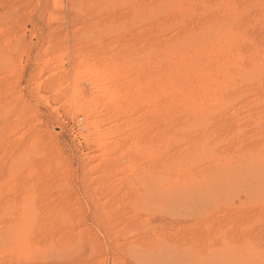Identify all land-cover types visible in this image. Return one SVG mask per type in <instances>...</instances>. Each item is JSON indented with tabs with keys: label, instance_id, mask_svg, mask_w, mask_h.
<instances>
[{
	"label": "rangeland",
	"instance_id": "1",
	"mask_svg": "<svg viewBox=\"0 0 264 264\" xmlns=\"http://www.w3.org/2000/svg\"><path fill=\"white\" fill-rule=\"evenodd\" d=\"M149 1H150V3H149ZM160 1L163 2L164 0H160ZM202 1L205 4L207 3L208 7L211 6V9H207L205 11L202 9L203 8L202 6H200V8H199L198 6H199V4L201 5ZM213 1L216 2L219 0H211V2L207 1V0H201V2H200V0H194L192 3V4H194L193 6L195 7L194 8L192 6V8H193L192 10H194V11L191 10L190 12H188L186 14L188 16L185 15L184 19L182 20L183 22L181 23L180 22L181 14H178V15L176 14L178 11H174L173 9H170V10L167 9L168 8L167 5L166 6L164 5L165 8H163V9L160 8L162 10H160V9L158 10L157 5H156L157 0H153V1L152 0H144L145 3H142V2L140 3V0H131V1L130 0H125V1H123V0H0V93L1 92H2V94L4 93L3 95L0 94V182L2 181L0 183V224H1L0 225V264H4V263L5 264H97V263L98 264H157L156 263L157 261L155 262L156 259L160 262L162 261L161 262L162 264H177L179 261L180 262L178 264H184V263H186V261L184 263H182L184 261L183 260L184 258H185V260H187V258L188 259L192 258L191 262H193V264H196V263L201 264V263H198L199 261L202 262V264H204L203 261H205V262L208 261L205 264H209L210 262H211V264H214V263L215 264H225V262H227L226 260H227V256H228L227 250H229V247H230V249L232 247L233 248L235 247V244H234L235 241H236V248L241 247L242 244H244V242L248 243V241H252V240L255 241L256 239L259 241L260 240L264 241V234L259 233V235H258V231L264 232L263 231L264 226H262V225H264L263 224L264 221H262V223H261V220H259V222L254 221L255 219H257V217H259L261 215L264 216V214H263L264 213V202H262L263 204L260 203V205H259V201H260L259 198H263V196H264V182H263L264 180H262V177L259 174L250 173V175L252 174L251 177L248 174L247 175L248 177H243V179H241V180H240V178H242V177H232L231 175H230L231 177L230 176H222V177L218 176L217 179H215V177H213V180L208 182V185L210 184L209 188H208V185H205L207 183L202 184V185H196L195 187L191 186L192 183L191 184L189 183L190 185L188 183H185V184H183V187H184V185L187 184V185H189L188 189H190L189 192L186 191V193H185L184 191L187 190V188L183 189L181 183L177 182V184H176L174 182V180H172V179L171 180L168 179V181H167V179L165 180V175L159 174L160 171H159V169H157V167H155L156 166L155 165L154 167L156 168V170L153 169L152 172H151V170L149 171L150 173L147 172L148 173L147 177H146L147 173H144L145 175L143 173L139 174L140 176H142V174H143L146 178H148V179L145 178V180H144L147 182L142 183V180H143L142 178L144 176L138 178V176L136 174L138 173L139 169L137 170L136 166H137V168H140L141 165H142V167L143 166L145 167L146 165H148V163H151V160H149V158H146V159H144V160H146V162H145L144 160H141L142 158L141 159L138 158V157H142L139 155L136 156L134 159H130L131 158L130 153H123V154H121V152L119 153V150L120 151L121 150L126 151L127 150L126 148H128L129 146L130 147L134 146V141H136V140H133V139H137V138L127 137V139H129V141L131 142V144L127 143L128 144L127 146H126V140L127 139L126 140L121 139L120 145H119V150L117 151L118 154H114L113 155L114 157H110V158H114L113 160L111 159L110 161L113 162L116 160L114 163H116L118 159L119 160L122 159L123 161L118 160L117 165L114 163L112 164L110 162H109L110 163L109 165H107L108 163L106 165L103 163L101 164L102 161H101V158L99 157L101 155L100 150H98V149L96 150V148H97L96 145L93 142L88 141L89 137L94 138L97 136L96 135L97 133L94 134V132H95L94 128H92V127L86 128L85 126H83L84 124H83L82 116L80 114L75 115V113H74L75 110L79 109V107L80 108L81 107H87L88 108L87 104L89 103L90 106H92L91 108H88L89 113L92 116L90 119L96 120L98 118L99 114L97 112L98 111L97 108L99 105H102L103 102L105 101V99L102 96H100V94H97L98 86L101 83H103V80L101 79L102 81L100 80L99 83H95V82L92 83V80H91L92 78H90V77H91V73L93 72V70L96 67L99 68L100 70H103L107 67L106 63L111 61L112 58L115 56V55L112 56V54H117V53L121 54L123 52L124 54H128L127 56H129V57L131 56L133 58L131 60V69H132L133 75H135L134 72L136 71V68L139 64L138 60L142 56V54H141L142 51H140V50L147 51L146 48L148 46H151L150 42H148V41H149V39H152L151 37L154 36L155 30L157 31V28H156L157 25L167 26V28H169V27L171 28V27H174L175 23L177 22L176 24H178L179 26L177 25L178 27H174V30H173V28L172 29L169 28L167 30L166 27H163V28L160 27L161 30L164 29V32H166V31L167 32L166 33L162 32V34H160V37L163 34H164V36H162V38H159V39H161L162 41H167V42L171 41L172 42L173 40L176 39V37L180 36V34L182 35V33H183V31L182 32L180 31L181 33L179 32V34H178L177 29L183 30L184 28L185 29L190 28L191 30H193V29L197 30L200 28V26L202 24L208 23L211 20H213L214 16L217 15L216 10H213V8H212V7H214V4H215V3H213ZM258 1L261 2L262 0H258ZM123 2H124V5H123ZM129 2H131V3H129ZM196 2L197 3L199 2V4L197 5ZM208 2H209V4H208ZM244 2L246 3V5ZM262 2L264 3V0ZM135 3L137 4L138 8L135 7L136 6ZM216 3H218V2H216ZM236 3H237V8L239 9V10L237 9V11H239V12H237V16H236L235 21L237 22V24L240 27H242V31L245 32V34L247 36H249L250 40H252V43L256 46L258 52L260 50L261 51L263 50V52H261V51L260 52L264 54V11H263L264 10V8H263L264 4L262 3V6H261V3L257 2V0H236ZM143 4H145V5H143ZM122 8H123L124 12L122 11ZM128 9L131 11L133 9V11L130 13V11ZM201 9H202V11H201ZM149 10L151 13L149 12ZM212 10L214 11V13ZM240 10L242 12H240ZM135 11H137V13ZM160 11H162V14ZM172 11L174 13H172ZM207 11H208V13H207ZM209 11H212L211 12L212 14ZM258 11H259V13H258ZM167 12H168V14H167ZM169 12L171 14H169ZM193 12H195V13H193ZM205 12L207 13V15L211 14L212 19H211V15L206 16ZM172 14H173V16H172ZM199 14H201V15H199ZM174 15H176V17ZM179 15H180V18L178 17ZM197 15H198L199 21L202 19L200 21L201 23L197 20ZM133 16H135V17H133ZM155 16H157V17L155 18ZM169 16H170V18H169ZM171 17H173V19H171ZM208 18H210V19L208 20ZM160 19H161V21H160ZM187 19L188 20L191 19V20L188 21ZM244 19H245V21H244ZM130 20H131V22H130ZM163 20L166 21L168 24L166 22H162ZM169 20L170 21L172 20L171 21L172 24ZM128 22H130V23H128ZM179 23H181V24H179ZM240 23H241V25H240ZM154 24L156 26H154ZM186 24H187V26H189L188 28H186L187 26L185 27ZM199 24H201V25H199ZM180 26H181V28L179 29ZM182 26H184V27H182ZM149 31H151V32H149ZM171 31H172V33H171ZM168 33H170V34H168ZM174 33L178 34V35H175ZM128 34H130V35H128ZM140 35H142V38L139 37ZM120 36H122V37H120ZM128 37H130L131 40ZM144 38H146V39H144ZM139 39L142 41L140 42ZM145 40H147L146 43H144ZM126 41H127V43H126ZM107 42H108V44H107ZM137 42H139V43H137ZM124 43L127 46L122 47V45H124ZM134 43L136 45H133ZM143 43L145 45L146 44L148 45V43H149V45L146 47ZM252 43H251V46H252ZM141 44L145 48H143V46L140 47ZM135 46H136V49H135ZM247 46L249 47V45L245 44V47H247ZM122 48L124 50L122 52H120V50H122ZM138 48H140V49H138ZM137 49L140 52V53H138V55H137V52H138ZM102 52H103V54H102ZM100 54H102V56ZM79 57L81 59L84 58L85 61L81 62ZM96 57H97V59H95ZM116 57L117 56H115L114 58L116 59ZM144 57H145L144 60L146 61V56H144ZM90 58H93L94 61L90 60ZM95 60L97 62H95ZM262 73H264V71ZM263 77H264V74H261L262 82L260 80V82H255L253 85L249 86V88L242 86V89L241 88L238 89L235 93L241 94L239 97H241V96L242 97L241 98L238 97V101L240 100L239 101L240 103L237 102V100L235 99L233 104L237 105V107L235 105H233L234 107H232V108H234V109L230 110L231 107L229 106L228 108L230 111L227 110L228 109L227 108V109L221 111L223 114L221 112L218 115L215 114L214 117L212 116L210 119L211 124L208 125V128H210V130L207 127L204 128L203 130L199 129L196 131V133L193 136H195V138L196 137L199 138V136L201 134L200 131H202V132L206 131V132H210V133L213 132L214 133L215 131H217V130L220 131L222 129L220 132L217 131L219 134L218 133L215 134L216 132L214 134L218 135V136L219 135H221V136L224 135L225 137L228 136V138H229L231 136L230 133L233 132V131L232 132L230 131L231 127L233 126V129H234V127H238L237 124L241 123V124H239V127H241V128H240L239 135H237V136H239L238 138H237V136L235 137V135H234L233 137H231V139L227 138V140H228V141L226 140L227 142L225 141L224 143L218 144L220 146H217V147L215 146L216 147L215 149L216 150L218 149L216 151V152H218V154H222L221 152L225 153V152L235 151V150H233V147H235V146H240L241 148L244 147V149L245 148L247 149V148H251L253 146H254L253 148H255L257 145H260V143H262V142L264 143V140H263L264 139V131H263L264 130V124H263L264 123V121H263L264 120V117H263L264 116L263 115L264 114V99H263L264 97H262V96H264V86H263L264 85V78ZM125 82L127 83V85H124V84H126ZM133 82H134V80H133ZM121 85L127 86L125 88L129 89L127 81H122L120 83V86ZM131 85L133 86V83H131ZM257 85H258V87H257ZM93 88L94 89L96 88V89L94 90ZM258 88H260V89H258ZM262 88H263V90H262ZM258 90H260L261 92ZM253 91L255 92L256 95L252 94V93H254ZM242 93H243V95H242ZM250 96L251 97L254 96V97L251 98ZM244 97H247V99ZM257 97H258V99H257ZM259 97H261V98H259ZM257 101H258V103H257ZM241 103L244 104V105H242L243 107L241 106ZM247 103H251V104L247 105ZM253 103H254V105H253ZM122 104H124V102H122ZM256 105H258V106H256ZM260 105H263V106H260ZM238 106L239 107L241 106L242 108L240 107V110H238L239 109ZM246 106H247V108H246ZM245 108L247 109L246 112H244L246 110ZM248 108L251 109L250 112L248 111L249 110ZM236 109L238 110V113L240 112L238 115L237 114L234 115V113H236V111H237ZM258 110H259V113H258ZM225 112H227V113H225ZM228 112H229V114H228ZM231 112H233V113H231ZM251 112L254 114V116ZM230 114L231 115L233 114L235 117L233 115L231 116ZM261 114H262V116H261ZM135 115L136 114L133 113L130 116V119L135 118ZM227 115H229V116H227ZM251 115H252V117H251ZM255 115H256V117H255ZM257 115H258V118H257ZM146 116H145V114L143 116V118L144 117L146 118L145 120L151 119V116L150 117H148L149 115L147 117ZM243 116H245V117H243ZM260 116L262 117V119H260L261 118ZM232 117H233V119L231 120ZM237 117L239 118V120L237 119ZM241 117H242V119L244 118L245 121H244V119L241 120L240 119ZM246 117H249V118H246ZM120 119L121 120L114 122V124L110 123L109 126H108V123L105 121V123L101 124L100 129L103 130L107 126H108L107 128L110 127L112 129H114L116 127L118 128L119 126L125 127L126 125H125V122H123V121H125L126 119L123 117H121ZM256 119H258V120H256ZM211 120H214V121H212L213 123L211 122ZM227 121H229V122H227ZM236 121L237 122L239 121V122L236 123ZM231 122H234V123H231ZM251 123H253V124H251ZM254 123H256V124H254ZM115 124H116V126H114ZM221 124H223V125L221 126ZM228 125H231V126L229 127ZM254 125H256V126H254ZM168 126L165 128H162V127L158 128L153 124H150V125L147 124V125H142V126L139 125L138 127L136 125H132V127L127 128V131L130 132L131 130L135 129V132L133 130V131H131V133L134 132L133 134H136L137 130L142 129L140 132L146 138L142 137L144 142L141 145L148 146V140L150 141L152 136L153 137L157 136L156 137V139H157L158 136H160V132L164 136V134L168 135L169 133H172L173 131H176V129H177L175 125H174L175 127L169 126V128H168ZM261 127H262V129H261ZM150 128H152V129H150ZM161 129H164V130L160 131ZM235 130H237V129L235 128ZM222 131H224L223 135L221 134ZM226 131H228L227 134H229V135H227L225 133ZM262 131H263V133H262ZM145 132L149 136L144 135ZM250 132H252V133H250ZM257 132L259 134L256 135ZM21 133H23V134H21ZM251 134H254V136ZM10 135L12 138H10ZM150 135H151V137H150ZM154 135H156V136H154ZM186 135L188 137L189 134H186ZM134 136L135 135H133V137ZM256 136L258 138H255ZM8 137L10 139V143L7 142L9 139H6V138H8ZM241 137H244V139ZM14 138H16L15 139L16 142L13 141ZM131 138H132V140H130ZM142 139H140L141 142L143 141ZM188 139H190V137H188ZM188 139L185 136V140L182 139V140H184L183 142L175 143L178 145V146L176 145L175 148L177 149V148H180L181 146L186 147L187 145L193 147L194 144L191 145L192 142L189 141ZM140 140H138V143L140 142ZM186 140H187V142H186ZM195 140L196 139H194V141ZM122 141L125 143L121 144ZM263 143L261 145H263ZM7 144H9V145L11 144V145L9 146ZM135 144H137V143L135 142ZM244 144H246V145L244 146ZM225 145L228 148L227 147L225 148ZM122 147H123V149H122ZM124 147H126V148H124ZM226 149H227V151H226ZM219 150L220 151L222 150V151L219 153ZM236 151L238 152V150H236ZM87 156H89V157H87ZM96 158L97 159L100 158L99 159L100 161L99 160L95 161ZM143 158H145V157H143ZM213 159L214 158L211 159L210 156L202 155V158L198 161L199 163L197 162V166L199 167L197 169L210 170V171L213 170L208 175H211L213 172H215L214 173V175H215L217 173V170L214 168H215V163H217V160H213ZM135 160L136 161L138 160L142 163H140L138 161L135 162ZM133 161H134V163H132ZM203 164H205V165H203ZM157 165H159V164H157ZM127 167H129V169ZM50 168L53 169L52 170L53 173L50 171L51 170ZM131 168H132V170H130ZM124 169H126V170H124ZM22 170H23V172H22ZM54 170H56V171H54ZM102 170H104V171H102ZM107 170H109V173H107L108 172ZM114 170L115 171L117 170L115 172V174H117V175L113 174L114 175L113 176L111 173L112 172L114 173ZM127 170H129L130 172L128 171L129 173H126ZM118 171H120V172H118ZM156 171H157L158 175L155 174ZM97 172H99V174ZM105 172L109 175H107ZM117 172L120 173V175ZM43 173H44V175H43ZM47 173H50V174H47ZM123 173H124V175L122 176ZM125 173H126V176H125ZM132 173L134 174V176L136 175V178L138 179V181L134 178ZM151 173L155 174V176L153 175L154 179L152 178ZM53 174H54V176H56V178L53 177ZM50 175H52L51 177L54 178L55 180L52 178L50 179ZM159 175L161 176V178H159ZM105 176H106V178H105ZM120 176H121L122 180H119ZM148 176L149 177L151 176L150 177L151 179ZM6 177H8V179L13 181V182L7 181ZM17 177H18V180L16 179ZM40 177H42V178H40ZM46 177H49V178H46ZM156 177H157V179H156ZM226 177L227 178L229 177V178L225 180ZM258 177H259V179H258ZM10 178H13V179H10ZM124 178H125V180H123ZM3 179L4 180L6 179L5 180L6 185H5V183H3ZM44 179L49 180V181L52 180L53 182L51 181V183L48 184L47 181H45ZM149 179L152 180V182ZM158 179H160V180H158ZM14 180L17 184L19 183L18 185H20V186H18L14 182ZM134 180L137 182V184ZM153 180L154 181L158 180V183H156L157 181L153 182ZM258 180H259V182H258ZM54 181L57 184H59L60 186L53 187L55 185ZM97 181L102 183V184L98 183ZM114 181H117V182H114ZM139 181L141 183H139ZM160 181H162V182H160ZM7 182H9V183L7 184ZM149 182H151L152 184ZM171 182L174 183L173 184L174 186L172 185ZM214 182H216V183H214ZM261 182H262V184H259ZM11 183H12V185H13V183L15 184L14 187L11 185ZM22 183H24V184H22ZM42 183L43 184L46 183L45 185H47V186H44ZM106 183H107V186L110 185L107 187V189H106V185H105ZM115 183H116V185H118L119 188H117V186L111 187V186H115ZM130 183L132 184V186H130L131 185ZM245 183H246V185H244ZM253 183H255V184L253 185ZM175 184L177 185L176 187H175ZM230 184H232V185H230ZM4 185H5V187H4ZM7 185H9L10 187ZM103 185H105V186H103ZM153 185H155V186H153ZM187 185H186V187H187ZM217 185H218V187H216ZM228 185L232 186V188L228 187ZM237 185H239V187ZM243 185H244V187H243ZM251 185H253L252 187L255 190L253 188L251 189L248 187V186L251 187ZM16 186H18V187H16ZM179 186H181L180 187L182 189L181 191H183L184 194H183V192L181 193ZM197 186H198V188H196ZM234 186L236 187V189H234L235 188ZM255 186H256V188H255ZM258 186H260L259 189H258ZM36 187H38V188H36ZM49 187H51L50 192L48 191V190H50ZM103 187L105 188V190L103 189ZM151 187H154V188H151ZM190 187H192V190L194 188L196 191H191ZM199 187H202V188L200 189ZM220 187H222L223 190ZM16 188H18V189H16ZM143 188H144V190H143ZM148 188H150V189H148ZM177 188H179V189H177ZM227 188L229 190L231 188V190L229 191ZM239 188H240V193H242V194L239 193V191H238ZM246 188H248L249 190L248 189L245 190ZM261 188H262V190H261ZM116 189H117V192H116ZM137 189H139L138 190L139 192L142 191L140 194V196L142 198H140L139 192L137 191ZM154 189H155V192H154ZM204 189H207L208 191L205 190V192H204ZM121 190L125 192V195H123ZM127 190H128V192H127ZM212 190L215 193L212 192ZM242 190L243 191L245 190L244 193ZM252 190H254V191L251 192ZM37 191L39 192V195H37L38 194ZM144 191H145V193L143 194ZM172 191H173V193H176V194H173ZM177 191H179L181 195ZM210 191L212 194H215L216 197L214 195L212 196V194L209 193ZM256 191H258L259 194ZM262 191H263V193H262ZM21 192H23V193H21ZM44 192H47V193L44 194ZM126 192L130 193V194L127 195ZM152 192L154 193V195H152L153 194ZM160 192H161V194L159 195ZM169 192H170L169 196L171 195L170 197L168 196ZM216 192H218V193H216ZM219 192L221 195L219 194ZM223 192H224L223 195H225V196L222 195ZM247 192H249L251 195ZM155 193H158V194L155 195ZM165 193H167V194H165ZM187 193H189V194L193 193V195L195 193H197V194L199 193L198 195L195 194L199 198L195 195H194L195 198H193V195H192V198L194 199V201H196V202L192 203L193 200L190 199L191 194L189 195ZM200 193L201 194L203 193L202 200H200L201 199V197L199 196V195H201ZM205 193L207 196L205 195ZM253 193L256 194V196H254ZM260 193H262V194H260ZM135 194H137L136 196H137V198H139L138 200H140V202L138 200H135V199H137L136 196H133V197H135L134 199L131 196V195H135ZM186 194L190 198H188V196ZM216 194L217 195L219 194V195L217 196ZM247 194H249V195L247 196ZM257 194H258V196H257ZM43 195H44V197H42ZM173 195L174 196L176 195L178 198L181 196L183 198V200L186 198L188 201L189 200L190 201L188 202L186 199L185 200L188 203H190V202L191 203L188 204L185 200L181 201V199H179L177 201L176 200L177 198L175 199L173 197ZM185 195H186V197H185ZM204 195L207 198H205ZM237 195L238 196L240 195L239 199H238ZM28 196H30V197H28ZM146 196H147V199H146ZM150 196H151V198H150ZM157 196H159L160 198H157ZM219 196H221V197H219ZM21 197H22V199H21ZM25 197H28L29 199L27 200V198H25ZM47 197H48V199H47ZM98 197H99V199H97ZM101 197L103 200L104 199L105 200L103 201L102 199H100ZM155 197L157 199H155L153 201V199ZM208 197H210V198H208ZM222 197H224L225 199ZM254 197H257V198L255 199ZM23 198H25V200H27V201L23 200ZM117 198H118V200H117ZM165 198H167L168 200ZM169 198L170 199L172 198L173 202L176 200L174 202L176 205H177V202L178 203L183 202V203L179 204L177 206H175V204L172 203V205H174L175 208H177V210H176L174 208V206L171 208V203H170L171 200L169 201ZM220 198H221V200H220ZM106 199H107V202H106ZM143 199L146 201L145 203H143L144 202ZM231 199H232V201H231ZM240 199H242V200H240ZM251 199H253V200H251ZM257 199H259V201ZM165 200H167V201H165ZM219 200L220 201L223 200L222 201L223 203H221ZM95 201H97V204L95 203ZM133 201H134V203H133ZM152 201L154 202L153 204H152ZM71 202H73V203H71ZM115 202L117 203V205ZM168 202H169V204H168ZM217 202H218V204H221V205L219 206L217 204ZM224 202H225V204H224ZM226 202H227V205H226ZM141 203H143V204H141ZM214 203L217 205H215ZM156 204H157V206H156ZM184 204H186V205H184ZM206 204H208V205H206ZM223 204H224V206H223ZM95 205L98 207H96ZM130 205L132 207H134V206L135 207L132 208ZM144 205H145V207H144ZM191 205L193 208L191 207ZM212 205H215V206H213V208H212L211 207ZM248 205H251V206H248ZM25 206L27 208V211H25L26 210ZM216 206L218 208H216ZM29 207H31V208H29ZM243 207L245 209H243ZM74 208L76 211L74 210ZM190 208H192L193 210L192 209L190 210ZM201 208H203V209H201ZM229 208H230V210H229ZM110 209H112V211L114 209L115 211L112 213V211ZM123 209H124V211H123ZM195 209L200 210V211L198 212ZM214 209L216 211H214ZM225 209L228 211H226ZM232 209H234V210H232ZM33 210H34V213H33ZM57 210H59V211H57ZM66 210H68V211H66ZM161 210L163 212H161ZM212 210H213V212H212ZM223 210L225 213L223 212ZM134 211H135V213H134ZM195 211L198 213H196ZM201 211H203L202 214H201ZM235 211H236V213H235ZM262 211H263V213L261 214ZM122 212L124 215L122 214ZM168 212H169V214H168ZM178 212L180 213V215H178L179 214ZM182 212H183V214H181ZM207 212H209V213H207ZM23 213H25V214L23 215ZM27 213H29V214H27ZM73 213H75L74 215L77 216V219L75 218L76 216H72ZM175 213H177V214L175 215ZM99 214H101V215H99ZM172 214L175 217H173ZM221 214H224L223 218H225V217L226 218L222 220ZM225 214L226 215L228 214V215L226 216ZM237 214H239V215H237ZM22 215H23V217H22ZM35 215H36V217H35ZM109 215H111L113 218ZM140 215H141V218H140ZM24 216H28L26 221H25L26 217H24ZM53 216H54V218H53ZM71 216L74 217L75 219L74 218L72 219ZM142 216H144V217H142ZM145 216H147V217H145ZM40 217H41V219H40ZM117 217H119L121 219L119 220V218H117ZM194 217H196V218H194ZM38 218L40 220H38ZM203 218L205 221L203 220ZM125 219H128V220H125ZM206 219H208V220L206 221ZM20 220H22L23 222ZM28 220H30V221L28 222ZM249 220L252 221L250 223V225H248L250 222ZM18 221H20L21 223ZM60 221H62L63 223ZM113 221H115V222H113ZM121 221H123V222H121ZM125 221H126V223H125ZM144 221H146V222H144ZM219 221H222V223L226 222V224L223 225L221 222H220L221 223L220 224ZM228 221L230 222V224H228L229 223ZM24 222H26L28 224H26ZM30 222H33L34 224L33 223L32 224L34 226L30 225L31 224ZM52 222H53V224H52ZM110 222L112 225L110 224ZM207 223H209V225ZM258 223H259V225H258ZM21 224H22V226H21ZM25 224L27 225V227L25 226ZM71 224H74V225L72 226ZM203 224H205V225H203ZM254 224H256V225L254 226ZM17 225H18V227H17ZM23 225H24V227H23ZM51 225H52V228H51ZM144 225H146V226H144ZM206 225H208V226H206ZM231 225H235V227L233 226V228H232ZM135 226L138 228H136ZM147 226H148V228H147ZM170 226H172V227H170ZM213 226H214V229H213ZM241 226H243V227L241 228ZM22 227H23V231H21L22 229L21 230L19 229ZM40 227L43 228L44 230L43 229L40 230ZM191 227L194 229V231L192 230ZM204 227H206V228H204ZM8 228H9V230L11 229L10 231L13 230L12 231L13 233L9 232V230H7ZM33 228H35V230ZM73 228L76 230L75 232H74ZM139 228L141 229V231ZM151 228L153 230H156V232L154 231L155 232L154 233ZM172 228L175 230L173 231ZM189 228H191V229H189ZM224 228L227 230H225ZM228 228L231 229L232 231L228 230ZM29 229H31V230L33 229V231H32L33 234L28 233V232H31V230L29 231ZM72 229H73V232H72ZM132 229H134V230H132ZM138 229H139V232H138ZM144 229H145L147 234L145 233ZM167 229H169L170 231L172 230L173 233L170 232V233H172V234H170L169 230L167 232ZM237 229L240 231H238ZM244 229L246 231V235L244 233L245 232ZM19 230H20V232H23L25 234L20 233ZM161 230H163V231L166 230L165 232H167V233L166 234H165V232L161 233L160 232ZM203 230H205L206 232L205 231L202 232ZM250 230H252L251 231L252 234L249 232ZM254 230L255 231L258 230L257 233ZM16 231H18L20 233L21 237H20V235H18L19 233H17L18 238L15 236L16 234H14V233H16ZM57 231H58V233H57ZM157 231H158V233H157ZM188 231H190V232H188ZM226 231H227L228 236L230 234L229 237L227 235H224V233L226 234ZM228 231H229V233H228ZM67 232H68V234H67ZM95 232H96V234H95ZM140 232H142V233L140 234ZM181 232L183 233V235ZM231 232H234V233H231ZM5 233H7V234L9 233V235H7V236H10L11 234H14V235L13 236L11 235V237L9 239V238H6ZM27 233L33 242L31 240L28 241L29 236L28 237L25 236ZM47 233L50 235L51 238L47 237V235H48ZM73 233H75L76 236ZM78 233H82V234H78ZM151 233H152V235H151ZM235 233H237V234L239 233V234L237 235ZM253 233L254 234L256 233L258 236L255 235V237H256L255 238ZM71 234H73V236H71ZM210 234H212V235H210ZM222 234L224 236H227V238L224 237ZM78 235H81L82 239H81V236L79 237ZM142 235H144L145 237ZM146 235H148V236H146ZM170 235L171 236L173 235L172 237L174 239L171 237L169 238L168 236H170ZM217 235H219V237ZM241 235L243 237H241ZM24 236L26 237V239H28V240L25 239V243L22 242V241H24L23 240ZM151 236H152V238H151ZM154 236L156 237L155 240L163 237V239L161 238L162 239L161 241L165 242V243L167 242V243L166 244L163 243V245H161L162 242L157 243V241L159 242V240H160V239H158L156 242H154V244L156 243V246H157V247H155L156 250L159 247L158 245H160V247H159L160 250L156 251L153 249V251H152L153 253L152 252L150 253V251L145 253V251L147 249L150 250V249H152L150 247L155 246V245H153V246L149 247L150 243L152 244V242L155 241L153 238ZM165 236L167 237L166 239L164 238ZM179 236H181V237L183 236V239ZM221 236H223V237H221ZM245 236H246V238H244ZM62 237H64V238H62ZM74 237L76 239H77V237L79 238V241L77 239V243H80V245L75 243L76 240L74 239ZM177 237H178V239H177ZM240 237L244 241H242V239ZM249 237L252 238V240H250ZM262 237H263V239H262ZM46 238H48V239H46ZM194 238H196V239H194ZM212 238H213V240H211ZM215 238H217V241H215ZM219 238H220V240H219ZM258 238H260V239H258ZM3 239L4 240L6 239V241L3 242L2 241ZM15 239L18 240V242H15L14 241ZM148 239H150L151 242ZM172 239L177 240V241H173ZM232 239H234V240L232 241ZM7 240H8V243L6 245ZM178 240L179 241L183 240V243H182V241L179 242ZM184 240H186V241H184ZM190 240H192V241H190ZM206 240H207V242H206ZM226 240L228 241L227 243L229 245L226 243L227 245L223 246V244L226 242ZM73 241H74L75 245L73 244ZM193 241L195 243H193ZM197 241L199 242V244L196 243ZM223 241H225V242H223ZM229 241H230V243H229ZM14 242L17 243V246L15 244L16 248H14V246H13L14 244L13 245L11 244ZM102 242H104V243H102ZM170 243L173 244V246ZM168 244L170 247L171 246L172 247L169 248V250H168V248L166 249V251H168V252L165 251V254L167 253V255H165L164 253H162V252H164L162 248L164 246H165L164 248H166V246ZM195 244H196L197 248L195 247ZM68 245H70V246H68ZM145 245L146 246L148 245L147 246L148 248L145 247ZM71 246H73V247H71ZM174 246L175 247L177 246L176 248H179L180 246H182V249L180 250L181 252H183L185 250L189 251V249L191 250V248H192L193 251L192 250L189 251L192 254H188L189 252H187V251L183 252V253L180 252L182 255V258H179L181 256L177 255L179 253V251H177V250H179L181 247L176 250ZM188 246H191V247H188ZM173 247H174L175 251L178 253L175 255L173 254L174 256L171 258V251L172 250H170V249H172ZM187 247H188V249H187ZM204 247H205L204 250H206V251L210 247L211 248L206 253L203 250ZM213 247H215V248H213ZM69 248H71V249H69ZM143 248H146V249L143 250ZM198 248H200V249L198 250ZM91 249H92V251H90ZM12 250H13V252L11 253ZM235 250H237V249H235ZM142 251L145 254H143ZM155 251L157 254L162 251L161 253H162V255L164 254L165 257L162 256L161 254H158V255H161L163 258L168 257L170 260L169 259L164 260V262H163V260H161L162 257L160 258L155 253L157 255V258H156V256L154 255ZM175 251L174 252L172 251V252L176 253ZM202 251L205 252V255H204V253L202 254ZM241 251L239 250V253ZM5 252H6V254H5ZM209 252H211V253H209ZM8 253H10V254L8 255ZM185 253H187L188 255ZM217 253H220V254H217ZM210 254H213V256ZM214 254L217 255V257ZM17 255H18V257H17ZM21 255H22V257H21ZM151 255H154V256H151ZM186 255H187V258L183 257ZM189 255L190 256H192V255L196 256L197 255L198 259L196 257H193V256L191 258H189L190 257ZM224 255H226V256L223 257ZM8 256H10V257L8 258ZM145 256L147 259L145 258ZM100 257H102V258H100ZM175 257H177V260H175L176 259ZM153 258L155 260H153ZM193 258H195L196 261L198 260V262H194ZM254 258L256 259V260H254V263H257V264H263L264 263V260L259 259V257L254 256ZM205 259H207V260H205ZM209 259H211V260L209 261ZM3 260H4V263H2ZM143 260L145 262H140ZM146 260H148V261H146ZM223 260H225V261H223ZM161 263L158 262V264H161ZM186 264H192V263H190V260H189L188 263H186Z\"/></svg>",
	"mask_w": 264,
	"mask_h": 264
},
{
	"label": "bare ground",
	"instance_id": "2",
	"mask_svg": "<svg viewBox=\"0 0 264 264\" xmlns=\"http://www.w3.org/2000/svg\"><path fill=\"white\" fill-rule=\"evenodd\" d=\"M123 1H125V0H123ZM131 1V0H130ZM153 1V0H152ZM160 0H157V2H156V5H157V8H158V10L160 9V8H165V6L167 5L168 6V8L167 9H173L174 11H178L176 14L178 15V14H181V20H180V22L182 23L183 21V19H184V17H185V15L188 13V12H190L193 8H192V6L194 5V4H192L193 3V1L192 0H164L163 2L162 1H160ZM207 1H210L211 2V0H207ZM263 1V0H262ZM261 1V2H262ZM139 2V1H138ZM145 3L144 2V0L142 1V0H140V3ZM200 2H201V0H200ZM216 2H218V3H216ZM213 1V3H215L214 4V7H212L213 8V10H216V12H217V15H215L214 16V19L213 20H211L210 22H208V23H205V24H199V25H201L200 26V28L199 29H197V30H191L190 28H188L189 26H187V24L185 25V27L186 28H188V29H183V30H178L177 29V32H178V34H179V32L181 31H183V33H182V35L180 34V36H178V37H176V39L175 40H173L172 42L171 41H162L161 39H159V38H162V36H164V34L160 37V34H162V32H164V29H162L161 30V28L160 27H166L167 28V26H160V25H157V31L155 30V34H154V36L153 37H151L152 39H149V41L148 42H150V44H151V46H148L149 45V43H148V45L146 44H144V43H146L147 42V40H145V42L143 43L147 48V51H143V50H140V51H142L141 52V54H142V56L139 58V64H138V66H137V68H136V71L134 72L135 73V75H133V72H132V69H131V60L133 59L131 56L129 57V56H127L128 54H124L122 51L124 50L123 48H122V50H120V52H122L121 54H112V56L113 55H115V56H117L116 57V59L114 58H112V60L111 61H109L108 63H106L107 64V67L105 68V69H103V70H100L99 68H95L94 70H93V72L91 73V77L90 78H92L91 80H92V83L93 82H95V83H99V81L102 79L103 80V83H101L99 86H98V92H97V94H100V96H102L104 99H105V101L103 102V104L102 105H99L98 106V108H97V112H98V118L96 119V120H91L90 118L92 117L91 115H90V113H89V109L88 108H91L92 106H90V104L88 103L87 104V106H88V108L87 107H79V109L78 110H75V115H77V114H80L81 116H82V118H83V126H85L86 128H89V127H92V128H94V130H95V132H94V134L95 133H97L96 135V137H89L88 138V141L89 142H93L95 145H96V150L98 149V150H100V158H101V164L103 163V164H107V165H109L110 163H114L115 161H110L111 159L113 160L114 158H110V157H114L113 155L114 154H118V150H119V145H120V140L121 139H127V137H132V138H137V139H133V140H136V141H134V146H132V147H128V148H126V147H124V148H126L127 150L126 151H124V150H119V153L121 152V154H123V153H130L131 154V158L130 159H134L136 156H142V157H138L139 159H141V160H144V159H146V158H149V160H151V163H148V165H146L145 167L143 166L142 167V165L140 166V168H137V166H136V169L138 170V173L136 174L137 176H138V178L139 177H142V176H144L145 174L144 173H150L149 171L151 170V172H152V170L153 169H155L156 170V168L155 167H157V169H159V174H161V175H165V180L167 179V181H168V179H172V180H174V182L177 184V182L178 183H181L182 184V187H183V184H185V183H192L191 184V186L192 187H195L196 185H202V184H205V183H207V184H205V185H208V182L209 181H211V180H213V177H215V179H217L218 178V176H220V177H222V176H232V177H242V178H240V180L241 179H243V177H248L247 175L249 174L250 175V173H257V174H259L261 177H262V180H264V143H263V145H261L262 143H260V145H257L255 148H253V147H251V148H245L244 149V147L243 148H241L240 146H235V147H233V150H235V151H230V152H221L220 150H219V153L221 152L222 154H218V152H216L217 150L215 149L217 146H220V145H218V144H221V143H224L226 140H227V138H228V136L227 135H229V134H227V132L228 131H226L225 133L227 134L226 136L227 137H225L224 135H223V132L224 131H222V135L223 136H221V135H215V134H217L218 132H220V131H218L217 129V131H215L214 133L212 132V133H210V132H206V131H200L201 132V134H200V136H199V138H195V136H193L195 133H196V131L197 130H199V129H204V128H208V125L209 124H211L210 123V119H211V117L213 116L214 117V115L215 114H219L222 110H225V109H227L229 106L231 107L230 108V110H232V109H234V108H232V107H234L233 105H235V104H233L234 103V101H235V99L237 100V102H239L238 101V97L241 95V94H237V93H235L238 89H242V86H244V87H248L249 88V86H251V85H253L255 82H260V80H261V74H264V73H262L263 71H264V54L263 53H261V52H263V50L260 52H258V50H257V48H256V46L252 43V40H250V38H249V36H247L246 34H245V32H243L242 31V27H240L238 24H237V22L235 21L236 20V16H237V12H239V11H237V3H236V0H219V1ZM241 2V1H240ZM246 2V1H245ZM244 2V3H245ZM256 2V1H255ZM257 2H259V3H261L260 1H258L257 0ZM122 3V2H121ZM129 3H131V2H129ZM149 3H150V1H149ZM153 3V2H152ZM197 3V2H196ZM263 3V2H262ZM262 3H261V6H262ZM134 4V3H133ZM136 4V3H135ZM199 4V2L197 3V5ZM208 4H209V2H208ZM239 4V3H238ZM264 4V3H263ZM123 5H124V2H123ZM132 5V4H131ZM143 5H145V4H143ZM165 5V6H164ZM196 5V6H197ZM240 5V4H239ZM245 5H246V3H245ZM260 5V4H259ZM152 6V5H151ZM164 6V7H163ZM200 6H202L203 8V10H207V9H211V6L210 7H208L207 6V3L205 4L203 1H202V3H201V5L199 4V8H200ZM213 6V5H212ZM244 6V5H243ZM135 7H137L138 8V6H137V4H136V6ZM140 7V6H139ZM194 7V6H193ZM197 7V8H198ZM260 7V6H259ZM131 8V7H130ZM133 8V7H132ZM195 8V7H194ZM198 8V9H199ZM264 8V7H263ZM162 9H160V10H162ZM202 9H201V11H202ZM261 9V8H260ZM129 10V9H128ZM138 10V9H137ZM196 10V9H195ZM212 10V11H213ZM239 10V9H238ZM122 11H123V8H122ZM130 11V13L133 11V9H132V11L131 10H129ZM128 11V12H129ZM147 11V10H146ZM153 11V10H152ZM192 11H194V10H192ZM212 11H209L210 13L212 12ZM264 11V10H263ZM262 11V12H263ZM121 12V11H120ZM124 12V11H123ZM136 13H137V11H135ZM134 12V13H135ZM143 12V11H142ZM149 12H150V10H149ZM161 12V14H162V11H160ZM180 12V13H179ZM198 12V11H197ZM240 12H242L241 10H240ZM139 13V12H138ZM151 13V12H150ZM172 13H174L173 11H172ZM192 13V12H191ZM193 13H195V12H193ZM207 13H208V11H207ZM207 13L205 12V14H206V16H209V15H211V14H208L207 15ZM213 13H214V11H213ZM258 13H259V11H258ZM261 13V12H260ZM164 14V13H163ZM167 14H168V12H167ZM169 14H171L170 12H169ZM204 14V13H203ZM202 14V15H203ZM249 14V13H248ZM119 15V14H118ZM122 15V14H121ZM192 15V14H191ZM199 15H201V14H199ZM244 15V14H243ZM168 16V15H167ZM166 16V17H167ZM172 16H173V14H172ZM175 17H176V15H174ZM186 16H188V15H186ZM193 16V15H192ZM256 16V15H255ZM133 17H135V16H133ZM157 16H155V18H156ZM174 17V18H175ZM179 18H180V15L178 16ZM190 17V16H189ZM195 17V16H194ZM202 17V16H201ZM154 18V17H153ZM154 18V19H155ZM160 18V17H159ZM169 18H170V16H169ZM178 18V19H179ZM196 18V17H195ZM207 18V17H206ZM205 18V19H206ZM158 19V18H157ZM162 19V18H161ZM161 19H160V21H161ZM164 19V18H163ZM171 19H173V17H171ZM199 18H198V15H197V20H198ZM201 19V18H200ZM204 19V20H205ZM210 18H208V20H209ZM211 19H212V15H211ZM166 20V19H165ZM177 20V19H176ZM188 20V19H187ZM189 20H191V19H189ZM188 20V21H189ZM202 20V19H201ZM200 20V21H201ZM203 20V21H204ZM156 21V20H155ZM159 21V20H158ZM159 21V22H160ZM170 21V20H169ZM172 21V20H171ZM170 21V22H171ZM199 21V20H198ZM199 21V22H200ZM244 21H245V19H244ZM254 21V20H253ZM257 21V20H256ZM130 22H131V20H130ZM130 22H128V23H130ZM153 22V21H152ZM162 22H166V21H162ZM161 22V23H162ZM174 22V21H173ZM192 22V21H191ZM197 22V21H196ZM195 22V23H196ZM198 22V23H199ZM242 22V21H241ZM258 22V21H257ZM256 22V23H257ZM154 23V22H153ZM167 23V22H166ZM177 23V22H176ZM175 23V25H174V27H178L179 25L178 24H176ZM181 23H179V24H181ZM201 23V22H200ZM104 24V23H103ZM156 24V23H155ZM154 24V26H156ZM163 24V23H162ZM168 24V23H167ZM171 24H172V22H171ZM174 24V23H173ZM192 24V23H191ZM166 25V24H165ZM178 25V26H177ZM240 25H241V23H240ZM102 26V25H101ZM130 26V25H129ZM153 26V25H152ZM153 26V27H154ZM171 26V25H170ZM146 27V26H145ZM174 27H169L170 29H172L173 28V30H174ZM182 27H184V26H182ZM191 27V26H190ZM245 27V26H244ZM148 28V27H147ZM151 28V27H150ZM155 28V27H154ZM165 28V29H166ZM169 28H167V30L169 29ZM181 28V26L179 27V29ZM140 29V28H139ZM252 29V28H251ZM139 31V30H138ZM126 32V31H125ZM149 32H151V31H149ZM167 32V31H166ZM166 32H164V33H166ZM180 32V33H181ZM134 33V32H133ZM171 33H172V31H171ZM249 33V32H248ZM121 34V33H120ZM126 34V33H125ZM148 34V33H147ZM168 34H170V33H168ZM175 34V33H174ZM173 34V35H174ZM178 34H175V35H178ZM128 35H130V34H128ZM132 35V34H131ZM167 35V34H166ZM148 36V35H147ZM120 37H122V36H120ZM119 37V38H120ZM124 37V36H123ZM137 37V36H136ZM140 38H142V35H140L139 36ZM146 37V36H145ZM253 37V36H252ZM99 38V37H98ZM128 38H130V37H128ZM147 38V37H146ZM146 38H144V39H146ZM96 39V38H95ZM143 39V40H144ZM165 39V38H164ZM126 40V39H125ZM124 40V41H125ZM128 40V39H127ZM130 40H131V38H130ZM136 40V39H135ZM140 40V39H139ZM169 40V39H168ZM142 40H140V42H141ZM256 42V41H255ZM126 43H127V41H126ZM130 43V42H129ZM137 43H139V42H137ZM250 43V44H249ZM251 43H252V46H251ZM258 43V42H257ZM107 44H108V42H107ZM245 44H247V45H249V47L247 46V47H245ZM133 45H136L135 43L133 44ZM125 47V46H127V45H125V43H124V45H122V47ZM143 45L141 44V46L140 47H142ZM259 46V45H258ZM108 47V46H107ZM131 47V46H130ZM129 47V48H130ZM150 47V48H149ZM127 48V47H126ZM128 48V49H129ZM132 48V47H131ZM143 48H145L144 46H143ZM127 49V50H128ZM135 49H136V46H135ZM138 49H140V48H138ZM138 49H137V51H138ZM149 49V50H148ZM261 49V48H260ZM126 51V50H125ZM134 51V50H133ZM109 52V51H108ZM118 52V51H117ZM144 52V53H143ZM138 53H140L139 51L137 52V55H138ZM98 54V53H97ZM102 54H103V52H102ZM102 54H100L101 56H102ZM105 54V53H104ZM130 54V53H129ZM134 54V53H133ZM263 55V56H262ZM94 56V55H93ZM109 56V55H108ZM134 56V55H133ZM144 56H146V61L144 60ZM148 56V57H147ZM92 57V56H91ZM80 58V57H79ZM89 58V57H88ZM94 58V57H93ZM93 58H90V60H93ZM109 58V57H108ZM95 59H97V57L95 58ZM80 60H81V62L82 61H85V59L83 58V59H81L80 58ZM109 60V59H108ZM94 61V60H93ZM107 61V60H106ZM95 62H97L96 60H95ZM3 63V62H2ZM80 63V62H79ZM92 66V65H91ZM134 78V79H133ZM264 78V77H263ZM101 80V81H102ZM133 80H134V82H133ZM122 81H127L128 82V86H129V89L128 88H125V87H127V86H120V83L122 82ZM130 82V83H129ZM261 82H262V80H261ZM126 83V82H125ZM131 83H133V86L131 85ZM123 84V83H122ZM261 84V83H260ZM36 85V84H35ZM124 85H127V83L126 84H124ZM255 86V85H254ZM264 86V85H263ZM253 87V86H252ZM256 87V86H255ZM257 87H258V85H257ZM262 87V86H261ZM247 88V89H248ZM60 89V88H59ZM94 89V88H93ZM96 89V88H95ZM94 89V90H95ZM258 89H260V88H258ZM262 90H263V88H262ZM258 91H260V90H258ZM257 91V92H258ZM245 92V91H244ZM254 92V91H253ZM261 92V91H260ZM259 93V92H258ZM263 93V92H262ZM261 93V94H262ZM0 94H2V92L0 93ZM4 94V93H3ZM2 94V95H3ZM252 94H255V92L254 93H252ZM251 94V95H252ZM242 95H243V93H242ZM256 95V94H255ZM249 96V95H248ZM261 96V95H260ZM98 97V96H97ZM242 97V96H241ZM241 97H239V98H241ZM251 97V96H250ZM252 97H254V96H252ZM251 97V98H252ZM262 97H264V96H262ZM244 98H246L247 99V97H244ZM243 98V99H244ZM259 98H261V97H259ZM257 99H258V97H257ZM264 99V98H263ZM262 99V100H263ZM256 100V99H255ZM260 100V99H259ZM9 101V100H8ZM246 101V100H245ZM249 101V100H248ZM122 102H124V104H122ZM242 102V101H241ZM4 103V102H3ZM98 103V102H97ZM240 103V102H239ZM238 103V104H239ZM245 103V102H244ZM257 103H258V101H257ZM48 104V103H47ZM251 103H247V105H250ZM2 105V104H1ZM11 105V104H10ZM94 105V104H93ZM96 105V104H95ZM242 105H244V104H242L241 103V106ZM253 105H254V103H253ZM236 107H237V105H235ZM240 106V107H241ZM256 106H258V105H256ZM260 106H263V105H260ZM259 106V107H260ZM239 107V106H238ZM240 107H239V109L238 110H240ZM243 107V106H242ZM241 107V108H242ZM245 107V106H244ZM246 108H247V106H246ZM245 108V109H246ZM250 108V107H249ZM248 108V109H249ZM253 108V107H252ZM257 108V107H256ZM6 110V109H5ZM227 110H229V108L227 109ZM229 110V111H230ZM237 110V109H236ZM235 110V111H236ZM238 110L236 111V113H234V115L235 114H239L238 113ZM243 110V109H242ZM241 110V111H242ZM250 110L251 109H249L248 111L250 112ZM261 110V109H260ZM263 110V109H262ZM247 111V109L244 111V112H246ZM254 111V110H253ZM234 112V111H233ZM233 112H231V113H233ZM243 112V111H242ZM136 114L135 115V118H131L130 119V116L132 115V114ZM222 113V112H221ZM225 113H227V112H225ZM252 113V112H251ZM250 113V114H251ZM258 113H259V110H258ZM144 114H145V116L147 115H149L148 117H150L151 116V119L149 120L148 118V120H145L146 118L144 117L143 118V116H144ZM223 114V113H222ZM228 114H229V112H228ZM249 114V115H250ZM253 114V113H252ZM257 114V113H256ZM216 115V116H217ZM221 115V114H220ZM231 115V114H230ZM233 115V114H232ZM231 115V116H232ZM233 115V116H234ZM260 115V114H259ZM264 115V114H263ZM146 116V117H147ZM227 116H229V115H227ZM253 116H254V114H253ZM261 116H262V114H261ZM260 116V117H261ZM121 117H123V118H125L126 120L125 121H123V122H125V127H122V126H119L118 128L116 127V128H114V129H112V128H107L108 126H109V124L110 123H112V124H114V122H117V121H119V120H121L120 118ZM129 117V118H128ZM133 117V116H132ZM223 117V116H222ZM235 117V116H234ZM239 117V116H238ZM237 117V119L239 120V118ZM243 117H245V116H243ZM251 117H252V115H251ZM255 117H256V115H255ZM264 117V116H263ZM226 118V117H225ZM224 118V119H225ZM246 118H249V117H246ZM257 118H258V115H257ZM233 119V117L231 118V120ZM241 120H243L242 119V117L240 118ZM260 119H262V117L260 118ZM220 120V119H219ZM218 120V121H219ZM252 120V119H251ZM256 120H258V119H256ZM105 121L108 123V126L105 128V129H100V127H101V124L102 123H105ZM148 121V122H147ZM212 121H214V120H211V122ZM235 121V120H234ZM244 121H245V119H244ZM262 121V120H261ZM264 121V120H263ZM147 122V123H146ZM226 122V121H225ZM227 122H229V121H227ZM239 122V121H238ZM237 121H236V123H238ZM213 123V122H212ZM220 123V122H219ZM218 123V124H219ZM231 123H234V122H231ZM230 123V124H231ZM243 123V122H242ZM245 123V122H244ZM263 123V122H262ZM30 124V123H29ZM150 125V124H153V125H155L156 127H158V128H160V127H162V128H165V127H167L168 125L169 126H173V127H175L176 126V131H173L172 133H169L168 135L167 134H164V136H163V134L160 132V136H158V138L156 139V135H154V136H156V137H153L152 136V138L150 139V141L148 140V146H146V145H141L143 142H144V140L142 139V137H145V136H143L142 135V133L140 132L141 130H137L136 131V134H133L134 132H135V129H133L134 130V132L133 133H131V131H133V130H131L130 132H128L127 131V128H129V127H132V125H136L137 127L140 125V126H142V125ZM226 124V123H225ZM224 124V125H225ZM239 124H241V123H239ZM239 124H237L238 125V127H239ZM251 124H253V123H251ZM254 124H256V123H254ZM264 124V123H263ZM121 125V124H120ZM175 125V126H174ZM213 125V124H212ZM223 124H221V126H222ZM236 125V124H235ZM246 125V124H245ZM248 125V124H247ZM114 126H116V124L114 125ZM124 126V125H123ZM169 126H168V128H169ZM226 126V125H225ZM229 127L231 126V125H228ZM244 126V125H243ZM254 126H256V125H254ZM253 126V127H254ZM210 127V126H209ZM234 127V129H233V126L231 127V129H230V131L232 132V133H230L231 134V136L229 137L230 139H231V137H233L234 135H235V137L237 136V135H239V133H240V128L241 127ZM258 127V126H257ZM263 127V126H262ZM262 127H261V129H262ZM103 128V127H102ZM212 128V127H211ZM215 128V127H214ZM220 128V127H219ZM223 128V127H222ZM228 128V127H227ZM235 128L237 129V130H235ZM131 129V128H130ZM129 129V130H130ZM150 129H152V128H150ZM172 129V128H171ZM170 129V130H171ZM209 130H210V128H208ZM159 130V129H158ZM162 130H164V129H161L160 131H162ZM174 130V129H173ZM206 130V129H205ZM252 130V129H251ZM256 130V129H255ZM21 131V130H20ZM144 131V130H143ZM146 131V130H145ZM264 131V130H263ZM263 131H262V133H263ZM25 132V131H24ZM188 132V133H187ZM246 132V131H245ZM260 132V131H259ZM11 133V132H10ZM148 133V132H147ZM150 133V132H149ZM158 133V132H157ZM164 133V132H163ZM249 133V132H248ZM250 133H252V132H250ZM255 133V132H254ZM21 134H23V133H21ZM144 134V133H143ZM159 134V133H158ZM186 134H189L188 135V137H190V139H188V137H187V135ZM219 134V133H218ZM247 134V133H246ZM257 134H259L258 132L256 133V135ZM12 135V134H11ZM11 135H10V138H12L11 137ZM15 135V134H14ZM13 135V136H14ZM133 135H135L134 137H133ZM144 135H148V134H146V132H145V134ZM153 135V134H152ZM191 135V136H190ZM199 135V134H198ZM251 135H253L254 136V134H251ZM22 136V135H21ZM149 136V135H148ZM185 136H186V138L189 140V141H191L192 143H191V145L192 144H194L193 145V147L192 146H186V147H180V148H175L176 147V145L177 144H175V143H177V142H183L184 140H185ZM261 136V135H260ZM6 137V136H5ZM15 137V136H14ZM17 137V136H16ZM20 137V136H19ZM18 137V138H19ZM150 137H151V135H150ZM194 137V138H193ZM239 136H237V138H238ZM132 138L130 139V140H132ZM146 138V137H145ZM228 138V139H229ZM241 138H243L244 139V137H241ZM253 138V137H252ZM255 138H258L257 136L255 137ZM261 138V137H260ZM6 139H9V137L8 138H6ZM15 139L16 138H14L13 139V141H15ZM84 139V138H83ZM140 139H142L143 141L141 142V140ZM156 139V140H155ZM182 139H184V140H182ZM194 139H196L195 141H194ZM233 139V138H232ZM138 140H140V142L138 143ZM246 140V139H245ZM258 140V139H257ZM264 140V139H263ZM7 141V140H6ZM12 141V142H13ZM24 141V140H23ZM128 141V142H127ZM188 141V142H189ZM228 141V140H227ZM226 141V142H227ZM247 141V140H246ZM7 142H9L10 143V139L7 141ZM11 142V143H12ZM16 142V141H15ZM18 142V141H17ZM135 142L137 143V144H135ZM186 142H187V140H186ZM252 142V141H251ZM258 142V141H257ZM14 143V142H13ZM88 143V142H87ZM122 143H125V142H121V144ZM127 143H130L131 144V142L129 141V139H127L126 140V146L128 145ZM231 143V142H230ZM240 143V142H239ZM256 143V142H255ZM254 143V144H255ZM6 144V143H5ZM181 144V143H180ZM232 144V143H231ZM237 144V143H236ZM243 144V143H242ZM259 144V143H258ZM7 145H9V144H7ZM11 145V144H10ZM9 145V146H10ZM125 145V144H124ZM246 144H244V146H245ZM178 146V145H177ZM185 146V145H184ZM216 146V147H215ZM229 146V145H228ZM46 147V146H45ZM227 146L225 145V148H226ZM239 147V148H238ZM11 148V147H10ZM219 148V147H218ZM228 148V147H227ZM242 150H241V149ZM121 149V148H120ZM122 149H123V147H122ZM222 149V148H221ZM236 150H238V152L236 151ZM225 151V150H224ZM226 151H227V149H226ZM233 153V154H232ZM93 154V153H92ZM96 155V154H95ZM202 155H207V156H210L211 157V159L212 158H214L213 160H217V163H215V168L214 169H216L217 170V173L214 175V173L215 172H213L211 175H208V174H210L212 171H210V170H201V169H197V168H199L198 166H197V162L202 158ZM85 156V155H84ZM107 156V157H106ZM119 156V155H118ZM5 157V156H4ZM87 157H89V156H87ZM107 159H106V158ZM143 157H145V158H143ZM94 158V157H93ZM99 158V159H100ZM121 158V157H120ZM151 158V159H150ZM204 158V157H203ZM206 158V157H205ZM92 159V158H91ZM99 159H97L96 158V160L95 161H98ZM138 159V160H139ZM94 160V159H93ZM119 160V159H118ZM118 160H117V162L116 163H114V164H116L117 165V163H118ZM137 160V161H138ZM148 160V159H147ZM206 160V159H205ZM100 161V160H99ZM119 161H123L122 159L121 160H119ZM136 160H135V162H137ZM145 162H146V160H144ZM110 162V163H109ZM138 162H140V161H138ZM150 162V161H149ZM210 162V161H209ZM208 162V163H209ZM212 162V161H211ZM127 163V162H126ZM132 163H134V161L132 162ZM140 163H142V162H140ZM199 163V162H198ZM157 164H159V165H157ZM202 164V163H201ZM134 165V164H133ZM138 165V164H137ZM156 165V166H155ZM161 165V166H160ZM199 165V164H198ZM203 165H205V164H203ZM50 166V165H49ZM48 166V167H49ZM54 166V165H53ZM122 166V165H121ZM124 166V165H123ZM126 166V165H125ZM128 166V165H127ZM135 166V165H134ZM133 166V167H134ZM155 166V167H154ZM160 166V167H159ZM212 166V165H211ZM105 167V166H104ZM117 167V166H116ZM142 167V168H141ZM12 168V167H11ZM57 168V167H56ZM123 168V167H122ZM121 168V169H122ZM128 169H129V167H127ZM210 168V167H209ZM8 169V168H7ZM36 169V168H35ZM38 169V168H37ZM51 169V168H50ZM61 169V168H60ZM99 169V168H98ZM115 169V168H114ZM24 170V169H23ZM23 170H22V172H23ZM34 170V169H33ZM49 170V169H48ZM52 170L53 169H51L50 171L52 172ZM91 170V169H90ZM110 170V169H109ZM109 170H107L108 172L107 173H109ZM119 170V169H118ZM124 170H126V169H124ZM130 170H132V168L130 169ZM154 170V171H155ZM44 171V170H43ZM54 171H56V170H54ZM59 171V170H58ZM102 171H104V170H102ZM117 171V170H116ZM115 170H114V173L112 172L111 174L113 175V174H115V172H116ZM123 171V170H122ZM129 170H127V172L126 173H129L128 172ZM140 171V172H139ZM46 172V171H45ZM50 172V173H51ZM60 172V171H59ZM118 172H120V171H118ZM117 172V173H118ZM124 172V171H123ZM137 172V171H136ZM18 173V172H17ZM39 173V172H38ZM50 173H47V174H50ZM53 173V172H52ZM51 173V174H52ZM98 174H99V172H97ZM106 173V172H105ZM104 173V174H105ZM106 173V174H107ZM126 173H125V176H126ZM135 173V172H134ZM141 173H143L142 174V176H140L139 174H141ZM148 173L146 174V177H147V175H148ZM155 173V172H154ZM10 174V173H9ZM20 174V173H19ZM97 174V175H98ZM119 175H120V173H118ZM155 174H157V171H156V173ZM155 174H152L151 173V175H152V178L154 179V177H153V175L155 176ZM251 174V175H252ZM11 175V174H10ZM18 175V174H17ZM32 175V174H31ZM34 175V174H33ZM41 175V174H40ZM43 175H44V173H43ZM107 175H109V174H107ZM106 175V176H107ZM111 175V176H112ZM115 175H117V174H115ZM124 175V173L122 174V176ZM128 175V174H127ZM132 175L134 176V174L132 173ZM136 175L134 176V178L138 181V179L136 178ZM158 175V174H157ZM251 175H250V177H251ZM52 175H50V179L52 178L51 177ZM106 176H105V178H106ZM114 176V175H113ZM112 176V177H113ZM124 176V177H125ZM230 176V177H231ZM14 177V176H13ZM29 177V176H28ZM53 177L54 178H56V176H54V174H53ZM86 177V176H85ZM91 177V176H90ZM108 177V176H107ZM118 177V176H117ZM145 176L142 178L143 180H142V183L144 182H147V181H144L145 180V178H146ZM149 177V176H148ZM151 177V176H150ZM149 177V178H150ZM257 177V176H256ZM255 177V178H256ZM21 178V177H20ZM19 178V179H20ZM32 178V177H31ZM39 178V177H38ZM37 178V179H38ZM40 178H42V177H40ZM46 178H49V177H46ZM54 178H52V179H54ZM99 178V177H98ZM97 178V179H98ZM104 178V177H103ZM123 178V177H122ZM159 178H161V176L159 175ZM229 178V177H228ZM227 177L225 178V180L226 179H228ZM253 178V177H252ZM251 178V179H252ZM6 179H7V181H9V182H13V181H11V180H9L8 179V177H6ZM5 179V180H6ZM10 179H13V178H10ZM17 180H18V177L16 178ZM84 179V178H83ZM109 179V178H108ZM107 179V180H108ZM127 179V178H126ZM141 179V178H140ZM146 179H148V178H146ZM151 179V178H150ZM149 179V180H150ZM156 179H157V177H156ZM246 179V178H245ZM248 179V178H247ZM257 179V178H256ZM258 179H259V177H258ZM5 180L3 179V183H5V185H6V182H5ZM42 180V179H41ZM45 180V179H44ZM55 180V179H54ZM119 180H122L121 179V176H120V178H119ZM123 180H125V178L123 179ZM148 180V181H149ZM158 180H160V179H158ZM158 180H156V181H154L153 180V182H156V183H158ZM164 180V181H165ZM249 180V179H248ZM253 180V179H252ZM255 180V179H254ZM45 181H47V183L49 184V183H51V181H49V180H45ZM113 181V180H112ZM111 181V182H112ZM118 181V180H117ZM117 181H114V182H117ZM135 181V180H134ZM151 182H152V180H150ZM166 181V182H167ZM228 181V180H227ZM230 181V180H229ZM236 181V180H235ZM256 181V180H255ZM2 182V181H1ZM0 182V183H1ZM9 182H7V184L9 183ZM14 182H15V180H14ZM25 182V181H24ZM53 182V181H52ZM55 182V181H54ZM98 182V181H97ZM96 182V183H97ZM103 182V181H102ZM107 182V181H106ZM119 182V181H118ZM122 182V181H121ZM136 182V181H135ZM151 182H149V183H151ZM160 182H162V181H160ZM252 182V181H251ZM258 182H259V180H258ZM264 182V181H263ZM16 183V182H15ZM98 183H100V182H98ZM129 183V182H128ZM139 183H141L140 181H139ZM172 183V182H171ZM211 183V182H210ZM214 183H216V182H214ZM232 183V182H231ZM248 183V182H247ZM256 183V182H255ZM255 183H253V185L255 184ZM17 184V183H16ZM19 184V183H18ZM17 184V185H18ZM22 184H24V183H22ZM21 184V185H22ZM43 184V183H42ZM46 183H44L43 185L44 186H47V185H45ZM61 184V183H60ZM100 184H102V183H100ZM110 184V183H109ZM120 184V183H119ZM131 184V183H130ZM136 184H137V182H136ZM152 184V183H151ZM167 184V183H166ZM174 183H172V185H173ZM175 184V187L177 186ZM189 184V185H190ZM212 184V183H211ZM259 184H262V182L261 183H259ZM5 185H4V187H5ZM10 185V184H9ZM9 185H7V186H9ZM11 185H12V183H11ZM10 185V186H11ZM14 183H13V187H14ZM40 185V184H39ZM38 185V186H39ZM106 185V189H107V187L108 186H110V185H108L107 186V183L105 184ZM105 185H103V186H105ZM187 185V184H186ZM186 185H184V187H183V189L184 188H187V190H185L184 192L186 193V191H188L189 192V190L190 189H188V186L189 185H187V187H186ZM194 185V186H193ZM204 185V186H205ZM230 185H232V184H230ZM230 185H228V187H231L232 188V186H230ZM236 185V184H235ZM244 185H246V183L244 184ZM244 185H243V187H244ZM253 185H251V187L250 186H248L249 188H253L252 186ZM257 185V184H256ZM9 186V187H10ZM18 186H20V185H18ZM18 186H16V187H18ZM55 186H60L59 184H57L56 182H55V185L53 186V187H55ZM100 186V185H99ZM117 186V188H119L118 187V185H116V183H115V186H111V187H116ZM130 186H132V184L130 185ZM144 186V185H143ZM153 186H155V185H153ZM174 186V185H173ZM172 186V187H173ZM203 186V187H204ZM220 186V185H219ZM223 186V185H222ZM225 186V185H224ZM238 187H239V185H237ZM40 187V186H39ZM86 187V186H85ZM95 187V186H94ZM102 187V186H101ZM135 187V186H134ZM157 187V186H156ZM170 187V186H169ZM181 186H179V188H180ZM192 187H190L191 188V191H196L194 188H193V190H192ZM207 187V186H206ZM210 187V184L208 185V188ZM216 187H218V185L216 186ZM226 187V186H225ZM224 187V188H225ZM235 187V186H234ZM21 188V187H20ZM36 188H38V187H36ZM51 187H49V189H50ZM151 188H154V187H151ZM158 188V187H157ZM166 188V187H165ZM179 188H177V189H179ZM196 188H198V186L196 187ZM200 189L202 188V187H199ZM221 189H222V187H220ZM231 188H230V190H231ZM255 188H256V186H255ZM260 188V186H258V189ZM16 189H18V188H16ZM25 189V188H24ZM47 189V188H46ZM53 189V188H52ZM103 189L105 190V188L103 187ZM133 189V188H132ZM140 189V188H139ZM139 189H137V191L139 190ZM147 189V188H146ZM148 189H150V188H148ZM167 189V188H166ZM173 189V188H172ZM220 189V190H221ZM228 189V188H227ZM234 189H236V187L234 188ZM248 188H246L245 190H247ZM250 189V190H251ZM254 189V188H253ZM257 189V190H258ZM40 190V189H39ZM43 190V189H42ZM95 190V189H94ZM103 190V191H104ZM142 190V189H141ZM143 190H144V188H143ZM159 190V189H158ZM162 190V189H161ZM160 190V191H161ZM170 190V189H169ZM176 190V189H175ZM174 190V191H175ZM182 189L180 188V191H181ZM205 190H207V189H204V192H205ZM215 190V189H214ZM223 190V189H222ZM226 190V189H225ZM229 190V189H228ZM229 190V191H230ZM244 190V191H245ZM249 190V189H248ZM255 190V189H254ZM254 190H252L251 192H253ZM261 190H262V188H261ZM49 192L51 191V189L50 190H48ZM107 191V190H106ZM122 191V190H121ZM120 191V192H121ZM126 191V190H125ZM135 191V190H134ZM153 191V190H152ZM208 191V190H207ZM217 191V190H216ZM227 191V190H226ZM228 191V192H229ZM239 193H240V188H239ZM243 191V190H242ZM244 191H243V193H244ZM259 191V190H258ZM258 191H256L257 193H258ZM38 192V191H37ZM48 192V193H49ZM108 192V191H107ZM116 192H117V189H116ZM127 192H128V190H127ZM126 192V193H127ZM139 192V191H138ZM142 192V191H141ZM141 192H139V196H140V194H141ZM150 192V191H149ZM154 192H155V189H154ZM163 192V191H162ZM179 194H180V192L179 191H177ZM183 191H181V193H182ZM184 192H183V194H184ZM212 192H214L213 190H212ZM221 192V191H220ZM220 192H219V194H220ZM235 192V191H234ZM21 193H23V192H21ZM36 193V192H35ZM47 192H44V194H46ZM92 193V192H91ZM105 193V192H104ZM122 193H123V195H125V192L124 191H122ZM145 193V191L143 192V194ZM151 193V192H150ZM153 193V192H152ZM172 193H173V191H172ZM209 193H211V191L209 192ZM215 193V192H214ZM216 193H218V192H216ZM230 193V192H229ZM247 193H249V192H247ZM255 193V192H254ZM253 193V195L254 196H256V194H254ZM262 193H263V191H262ZM262 193H260V194H262ZM25 194V193H24ZM37 194V193H36ZM61 194V193H60ZM128 194H130V193H127V195ZM158 193H155V195H157ZM161 194V192L159 193V195ZM165 194H167V193H165ZM169 194H170V192L168 193V196H169ZM173 194H176V193H173ZM187 194H189V193H187ZM186 194V195H187ZM191 194V193H190ZM189 194V195H190ZM195 194H197V193H195ZM194 194V195H195ZM199 194V193H198ZM197 194V195H198ZM201 194V193H200ZM212 194V193H211ZM218 194V195H219ZM224 194V192L222 193V195ZM238 194V193H237ZM240 194H242V193H240ZM250 194V193H249ZM249 194H247V196L249 195ZM259 194V193H258ZM258 194H257V196H258ZM37 195H39V192H38V194ZM137 194H135V195H131L132 197L133 196H136ZM146 195V194H145ZM152 195H154V193L152 194ZM164 195V194H163ZM181 195V194H180ZM186 195H185V197H186ZM192 195H193V193L191 194V198L188 196V198H190V199H192L193 201H192V203L193 202H196V201H194V199L193 198H195L194 197V195H193V198H192ZM197 195H195V196H197ZM202 195H203V193L201 194V195H199L200 197H201V199L200 200H202ZM205 195H206V193H205ZM204 195V196H205ZM215 196V194H212V196ZM217 195V194H216ZM217 195V196H218ZM221 195V194H220ZM251 195V194H250ZM21 196V195H20ZM27 196V195H26ZM54 196V195H53ZM60 196V195H59ZM101 196V195H100ZM103 196V195H102ZM121 196V195H120ZM138 196V197H139ZM165 196V195H164ZM167 196V197H168ZM171 196V195H170ZM169 196V197H170ZM207 196V195H206ZM205 196V198H207ZM223 196H225V195H223ZM233 196V195H232ZM238 196V195H237ZM240 196V195H239ZM239 196H238V199H239ZM244 196V195H243ZM260 196V195H259ZM28 197H30V196H28ZM28 197H25V198H27V200L29 199ZM42 197H44V195L42 196ZM149 197V196H148ZM173 197L178 201L179 199H181V201H184L183 200V198L181 197H177L176 195L174 196L173 195ZM184 197V196H183ZM198 197V196H197ZM196 197V198H197ZM216 197V196H215ZM219 197H221V196H219ZM235 197V196H234ZM250 197V196H249ZM262 197V196H261ZM10 198V197H9ZM25 198H23V200H25ZM131 198V197H130ZM135 197H133V199H134ZM136 198H137V196H136ZM140 198H142L141 196H140ZM144 198V197H143ZM150 198H151V196H150ZM157 198H160L159 196H157ZM156 197L153 199V201L155 200V199H157ZM163 198V197H162ZM199 198V197H198ZM208 198H210V197H208ZM222 198H224V197H222ZM255 199L257 198V197H254ZM259 198V197H258ZM21 199H22V197H21ZM47 199H48V197H47ZM97 199H99V197L97 198ZM96 199V200H97ZM100 199H102V197L100 198ZM116 199V198H115ZM132 199V198H131ZM132 199V200H133ZM139 198H137V199H135V200H138ZM145 199V198H144ZM143 199V203H145L146 201ZM146 199H147V196H146ZM165 199H167V198H165ZM225 199V198H224ZM229 199V198H228ZM237 199V200H238ZM250 199V198H249ZM259 199H260V201H259ZM259 199H257L258 201H259V205H260V203H262V202H264V196H263V198H259ZM22 200V201H23ZM27 200H25V201H27ZM84 200V199H83ZM103 200V199H102ZM105 200V199H104ZM103 200V201H104ZM117 200H118V198H117ZM126 200V199H125ZM130 200V199H129ZM128 200V201H129ZM142 200V199H141ZM152 200V199H151ZM159 200V199H158ZM168 200V199H167ZM167 200H165V201H167ZM171 200V208L174 206V205H172V203H174L172 200V198L170 199L169 198V201ZM187 200V199H186ZM185 200V201H186ZM205 200V199H204ZM208 200V199H207ZM220 200H221V198H220ZM219 200V201H220ZM240 200H242V199H240ZM251 200H253V199H251ZM24 201V202H25ZM101 201V200H100ZM102 201V202H103ZM127 201V200H126ZM139 202H140V200H138ZM152 201V204L154 203ZM188 201V200H187ZM186 201V202H187ZM190 201V200H189ZM188 201V202H189ZM218 201V202H219ZM223 201V200H222ZM222 201H220L221 203H223ZM231 201H232V199H231ZM246 201V200H245ZM248 201V200H247ZM33 202V201H32ZM61 202V201H60ZM106 202H107V199H106ZM187 202V203H188ZM208 202V201H207ZM218 202H217V204H218ZM239 202V201H238ZM254 202V201H253ZM256 202V201H255ZM28 203V202H27ZM71 203H73V202H71ZM95 203L97 204V201H95ZM116 203V202H115ZM119 203V202H118ZM133 203H134V201H133ZM143 203H141V204H143ZM183 203V202H182ZM181 202L180 203H178L177 202V205H179V204H182ZM191 203V202H190ZM190 203H188V204H190ZM248 203V202H247ZM43 204V203H42ZM49 204V203H48ZM101 204V203H100ZM103 204V203H102ZM113 204V203H112ZM122 204V203H121ZM139 204V203H138ZM168 204H169V202H168ZM175 204V203H174ZM215 204V203H214ZM217 204H215V205H217ZM224 204H225V202H224ZM224 204H223V206H224ZM263 204V203H262ZM6 205V204H5ZM23 205V204H22ZM116 205H117V203H116ZM115 205V206H116ZM124 205V204H123ZM122 205V206H123ZM134 205V204H133ZM149 205V204H148ZM151 205V204H150ZM176 204H175V206H177ZM184 205H186V204H184ZM206 205H208V204H206ZM215 205H212L211 207L213 208V206H215ZM219 206L221 205V204H218ZM226 205H227V202H226ZM240 205V204H239ZM32 206V205H31ZM48 206V205H47ZM56 206V205H55ZM96 206V205H95ZM106 206V205H105ZM120 206V205H119ZM125 206V205H124ZM123 206V207H124ZM131 206V205H130ZM156 206H157V204H156ZM175 206H174V208H175ZM230 206V205H229ZM237 206V205H236ZM248 206H251V205H248ZM254 206V205H253ZM50 207V206H49ZM74 207V206H73ZM96 207H98V206H96ZM95 207V208H96ZM132 207V206H131ZM135 207V206H134ZM134 207H132V208H134ZM138 207V206H137ZM142 207V206H141ZM144 207H145V205H144ZM185 207V206H184ZM191 207H192V205H191ZM197 207V206H196ZM208 207V206H207ZM262 207V206H261ZM29 208H31V207H29ZM76 208V207H75ZM75 208H74V210H75ZM158 208V207H157ZM180 208V207H179ZM193 208V207H192ZM192 208H190V210L192 209ZM204 208V207H203ZM203 208H201V209H203ZM216 208H218L217 206H216ZM215 208V209H216ZM227 208V207H226ZM233 208V207H232ZM250 208V207H249ZM257 208V207H256ZM26 209V210H25ZM25 211H27V208H26V206H25ZM45 209V208H44ZM54 209V208H53ZM57 209V208H56ZM118 209V208H117ZM162 209V208H161ZM176 210H177V208H175ZM207 209V208H206ZM214 209V211H216ZM243 209H245L244 207H243ZM48 210V209H47ZM61 210V209H60ZM65 210V209H64ZM97 210V209H96ZM102 210V209H101ZM109 210V209H108ZM111 211H112V209H110ZM151 210V209H150ZM193 210V209H192ZM196 210V209H195ZM226 210V209H225ZM229 210H230V208H229ZM232 210H234V209H232ZM3 211V210H2ZM24 211V212H25ZM57 211H59V210H57ZM62 211V210H61ZM66 211H68V210H66ZM76 211V210H75ZM110 211V212H111ZM115 210L113 209V211H112V213L114 212ZM122 211V210H121ZM123 211H124V209H123ZM170 211V210H169ZM180 211V210H179ZM196 211H200V210H196ZM195 211V212H196ZM226 211H228V210H226ZM259 211V210H258ZM44 212V211H43ZM72 212V211H71ZM70 212V213H71ZM126 212V211H125ZM161 212H163L162 210H161ZM175 212V211H174ZM190 212V211H189ZM192 212V211H191ZM198 212H196V213H198ZM202 212L203 211H201V214H202ZM205 212V211H204ZM212 212H213V210H212ZM223 212H224V210H223ZM6 213V212H5ZM26 213V212H25ZM25 213H23V215L25 214ZM33 213H34V210H33ZM58 213V212H57ZM132 213V212H131ZM134 213H135V211H134ZM172 213V212H171ZM179 213V212H178ZM193 213V212H192ZM207 213H209V212H207ZM218 213V212H217ZM222 213V212H221ZM225 213V212H224ZM227 213V212H226ZM233 213V212H232ZM231 213V214H232ZM235 213H236V211H235ZM241 213V212H240ZM246 213V212H245ZM263 213V211L261 212V214ZM27 214H29V213H27ZM47 214V213H46ZM75 213H73V215L72 216H76V215H74ZM111 214V213H110ZM117 214V213H116ZM122 214H123V212H122ZM126 214V213H125ZM133 214V213H132ZM145 214V213H144ZM151 214V213H150ZM160 214V213H159ZM168 214H169V212H168ZM177 213H175V215H176ZM181 214H183V212L181 213ZM191 214V213H190ZM214 214V213H213ZM220 214V213H219ZM264 214V213H263ZM6 215V214H5ZM23 215H22V217H23ZM48 215V214H47ZM99 215H101V214H99ZM112 215V214H111ZM111 215H109V216H111ZM124 215V214H123ZM128 215V214H127ZM130 215V214H129ZM167 215V214H166ZM173 215V214H172ZM178 215H180V213L178 214ZM186 215V214H185ZM193 215V214H192ZM191 215V216H192ZM199 215V214H198ZM216 215V214H215ZM218 215V214H217ZM222 215V220L223 219H225V218H223V216H224V214H221ZM226 215V214H225ZM228 215V214H227ZM226 215V216H227ZM237 215H239V214H237ZM71 216V218L73 219L74 217H72ZM190 216V215H189ZM194 216V215H193ZM203 216V215H202ZM241 216V215H240ZM24 217H26L25 218V221H26V219H27V217L28 216H24ZM35 217H36V215H35ZM34 217V218H35ZM42 217V216H41ZM41 217H40V219H41ZM52 217V216H51ZM112 217V216H111ZM120 217V216H119ZM119 217H117V218H119ZM142 217H144V216H142ZM145 217H147V216H145ZM173 217H175L174 215H173ZM186 217V216H185ZM21 218V217H20ZM19 218V219H20ZM43 218V217H42ZM53 218H54V216H53ZM76 219H77V216L75 217ZM74 218V219H75ZM113 218V217H112ZM115 218V217H114ZM124 218V217H123ZM140 218H141V215H140ZM188 218V217H187ZM193 218V217H192ZM194 218H196V217H194ZM200 218V217H199ZM208 218V217H207ZM220 218V219H221ZM255 218V217H254ZM31 219V218H30ZM37 219V218H36ZM39 218H38V220H40ZM121 218H119V220H120ZM209 219V218H208ZM208 219H206V221L208 220ZM232 219V218H231ZM18 220V219H17ZM104 220V219H103ZM123 220V219H122ZM125 220H128V219H125ZM147 220V219H146ZM202 220V219H201ZM203 220H204V218H203ZM211 220V219H210ZM246 220V219H245ZM259 220H261V223H262V221H264V216H259V217H257V219H255L254 221H256V222H259ZM14 221V220H13ZM20 221H22V220H20ZM20 221H18V222H20ZM30 220H28V222H29ZM79 221V220H78ZM77 221V222H78ZM132 221V220H131ZM205 221V220H204ZM225 221V220H224ZM227 221V220H226ZM233 221V220H232ZM250 221V220H249ZM15 222V221H14ZM23 222V221H22ZM34 222V221H33ZM33 222H30L31 224L30 225H33L34 223ZM36 222V221H35ZM48 222V221H47ZM60 222H62V221H60ZM72 222V221H71ZM76 222V221H75ZM113 222H115V221H113ZM120 222V221H119ZM121 222H123V221H121ZM144 222H146V221H144ZM188 222V221H187ZM222 223V221H219V223ZM229 222V221H228ZM235 222V221H234ZM252 221H250L249 222V224L248 225H250V223H251ZM21 223V222H20ZM19 223V224H20ZM24 223H26V222H24ZM33 223V224H32ZM63 223V222H62ZM73 223V222H72ZM117 223V222H116ZM125 223H126V221H125ZM124 223V224H125ZM189 223V222H188ZM200 223V222H199ZM220 223V224H221ZM241 223V222H240ZM23 224V223H22ZM22 224H21V226H22ZM26 224H28V223H26ZM25 224V226L27 227V225ZM46 224V223H45ZM52 224H53V222H52ZM75 224V223H74ZM74 224H71L72 226L74 225ZM78 224V223H77ZM110 224H111V222H110ZM109 224V225H110ZM208 225H209V223H207ZM216 224V223H215ZM223 225L224 224H226V222L224 223H222ZM228 224H230V222L228 223ZM263 224H264V222H263ZM1 225V224H0ZM63 225V224H62ZM107 225V224H106ZM112 225V224H111ZM141 225V224H140ZM155 225V224H154ZM184 225V224H183ZM203 225H205V224H203ZM202 225V226H203ZM208 225H206V226H208ZM237 225V224H236ZM253 225V224H252ZM256 224H254V226H255ZM258 225H259V223H258ZM34 226V225H33ZM32 226V227H33ZM43 226V225H42ZM41 226V227H42ZM45 226V225H44ZM69 226V225H68ZM78 226V225H77ZM144 226H146V225H144ZM150 226V225H149ZM153 226V225H152ZM182 226V225H181ZM212 226V225H211ZM222 226V225H221ZM227 226V225H226ZM230 226V225H229ZM232 226V228H233V226L235 227V225H231ZM262 226H264V225H262ZM13 227V226H12ZM17 227H18V225H17ZM23 227H24V225H23ZM23 227L22 228H19L21 231H23ZM30 227V226H29ZM40 227V230H42L43 228H41ZM50 227V226H49ZM136 227V226H135ZM143 227V226H142ZM170 227H172V226H170ZM187 227V226H186ZM217 227V226H216ZM243 226H241V228H242ZM246 227V226H245ZM261 227V226H260ZM15 228V227H14ZM51 228H52V225H51ZM78 228V227H77ZM136 228H138V227H136ZM135 228V229H136ZM147 228H148V226H147ZM185 228V227H184ZM192 228V227H191ZM191 228H189V229H191ZM204 228H206V227H204ZM210 228V227H209ZM208 228V229H209ZM248 228V227H247ZM250 228V227H249ZM34 230H35V228H33ZM33 229L31 230V229H29V231L31 230V232H28L29 234H33ZM54 229V228H53ZM66 229V228H65ZM64 229V230H65ZM74 229V228H73ZM73 229H72V232H73ZM82 229V228H81ZM131 229V228H130ZM140 229V228H139ZM139 229H138V232H139ZM152 229V228H151ZM155 229V228H154ZM173 229V228H172ZM188 229V228H187ZM211 229V228H210ZM213 229H214V226H213ZM225 229V228H224ZM240 229V228H239ZM7 230H9V228L7 229ZM11 230V229H10ZM9 230V232H12V231H10ZM20 230H19V232H20ZM44 230V229H43ZM132 230H134V229H132ZM153 230V229H152ZM168 230L169 229H167V232H168ZM175 229H173V231H174ZM178 230V229H177ZM192 230L194 231V229L192 228ZM225 230H227V229H225ZM228 230H231V229H229L228 228ZM238 230V229H237ZM249 230V229H248ZM262 230V229H261ZM28 231V230H27ZM76 230L74 229V232H75ZM84 231V230H83ZM129 231V230H128ZM140 231H141V229H140ZM144 231H145V229H144ZM156 232V230H153V232ZM163 230H161L160 232L161 233H164L166 230H164L163 232H162ZM179 231V230H178ZM177 231V232H178ZM181 231V230H180ZM191 231V230H190ZM190 231H188V232H190ZM205 230H203L202 232H204ZM211 231V230H210ZM232 231V230H231ZM238 231H240V230H238ZM244 231H245V229H244ZM243 231V232H244ZM251 231L252 230H250L249 232L251 233ZM255 231V230H254ZM258 231V230H257ZM257 231H255L256 233H257ZM264 231V230H263ZM18 231H16V233H14V234H16L15 236L18 238V235H20V233H22V234H25V233H23V232H20L19 233ZM64 232V231H63ZM80 232V231H79ZM98 232V231H97ZM154 232V233H155ZM159 232V233H160ZM167 232H165V234L167 233ZM170 232H172V230L170 231L169 230V233ZM176 232V231H175ZM206 232V231H205ZM217 232V231H216ZM221 232V231H220ZM13 233V232H12ZM17 233H19L18 235H17ZM28 233L25 235L26 237H28L29 235H28ZM44 233V232H43ZM57 233H58V231H57ZM77 233V232H76ZM107 233V232H106ZM130 233V232H129ZM142 232H140V234H141ZM145 233H146V231H145ZM153 233V234H154ZM157 233H158V231H157ZM156 233V234H157ZM168 233V234H169ZM173 233V232H172ZM172 233H170V234H172ZM179 233V232H178ZM182 233V232H181ZM193 233V232H192ZM191 233V234H192ZM228 233H229V231H228ZM231 233H234V232H231ZM241 233V232H240ZM245 233V235H246V231L244 232ZM254 234L253 233V235H254V237H255V235H257V234ZM259 233L261 234V233H263L264 234V232H259L258 231V235H259ZM14 234H11L12 236L14 235ZM48 234V233H47ZM67 234H68V232H67ZM74 235H75V233H73ZM73 234H71V236H73ZM78 234H82V233H78ZM95 234H96V232H95ZM147 234V233H146ZM180 234V233H179ZM235 234H237V233H235ZM239 234V233H238ZM237 234V235H238ZM252 234V233H251ZM7 235H9V233L7 234V233H5V236H6V238H9L10 239V237H11V235L10 236H7ZM44 235V234H43ZM49 235V234H48ZM47 235V237L49 238L50 237V235L48 236ZM53 235V234H52ZM99 235V234H98ZM116 235V234H115ZM149 235V234H148ZM148 235H146V236H148ZM151 235H152V233H151ZM155 235V234H154ZM181 235V234H180ZM182 235H183V233H182ZM201 235V234H200ZM203 235V234H202ZM210 235H212V234H210ZM223 235V234H222ZM224 235H227V231H226V234L224 233ZM223 235V236H224ZM236 235V236H237ZM257 235V236H258ZM4 236V237H5ZM24 236V238H23V240L24 241H22L23 243H25V239H26V237ZM60 236V235H59ZM76 236V235H75ZM79 237L81 236V235H78ZM117 236V235H116ZM142 236H144V235H142ZM150 236V235H149ZM156 236V235H155ZM153 237L154 238V240H155V238L156 237ZM160 236V235H159ZM158 236V237H159ZM163 236V235H162ZM173 236V235H172ZM171 235L170 236H168L169 238L171 237V238H173ZM192 236V235H191ZM218 237H219V235H217ZM223 236H221V237H223ZM228 236V235H227ZM227 236H224V237H226L227 238ZM229 236H230V234H229ZM228 236V237H229ZM3 237V236H2ZM20 237H21V235H20ZM67 237V236H66ZM109 237V236H108ZM145 237V236H144ZM157 237V238H158ZM179 237H181V236H179ZM188 237V236H187ZM190 237V236H189ZM216 237V236H215ZM217 237V238H218ZM241 237H243L242 235H241ZM240 237V238H241ZM261 237V236H260ZM48 238H46V239H48ZM51 238V237H50ZM62 238H64V237H62ZM151 238H152V236H151ZM162 239H163V237H161ZM161 238H158V239H160L159 240V242L157 241V240H155V241H153L152 242V244L150 243L151 242V240L150 239H148L149 241V243H150V245H149V247L150 246H153V245H155V246H153V247H150V248H152V249H150V250H146L145 251V253L146 252H148V251H150V253L153 251V249L154 250H156L155 249V247H157L156 246V243L154 244V242H156L157 241V243H160V242H162L161 240ZM165 239L167 238L166 236L164 237ZM182 239H183V236L181 237ZM198 238V237H197ZM211 238V237H210ZM217 238H215V241H217ZM225 238V239H226ZM244 238H246V236L244 237ZM256 238V237H255ZM29 239V240H28ZM28 239H26V240H28V241H30L31 240V238H30V236H29V238ZM35 239V238H34ZM61 239V238H60ZM66 239V238H65ZM74 239L76 240H74L75 241V243H77V239H78V241H79V238L77 237V239L74 237ZM81 239H82V236H81ZM113 239V238H112ZM164 239V240H165ZM174 239V238H173ZM172 239V240H173ZM177 239H178V237H177ZM185 239V238H184ZM194 239H196V238H194ZM201 239V238H200ZM199 239V240H200ZM206 239V238H205ZM209 239V238H208ZM207 239V240H208ZM224 239V238H223ZM242 239V238H241ZM249 239L250 240H252V238H250L249 237ZM258 239H260V238H258ZM262 239H263V237H262ZM52 240V239H51ZM71 240V239H70ZM129 240V239H128ZM169 240V239H168ZM193 240V239H192ZM192 240H190V241H192ZM207 240H206V242H207ZM211 240H213V238L211 239ZM210 240V241H211ZM219 240H220V238H219ZM222 240V239H221ZM229 240V239H228ZM234 239H232V241H233ZM246 240V239H245ZM3 242L4 241H6V239L4 240H2ZM15 242H18V240H14ZM32 241V240H31ZM74 241H73V244H74ZM166 241V240H165ZM170 241V240H169ZM173 241H177V240H173ZM179 241V240H178ZM180 241H182V243H183V240H180ZM179 241V242H180ZM184 241H186V240H184ZM203 241V240H202ZM201 241V242H202ZM231 241V240H230ZM230 241H229V243H230ZM242 241H244L243 239H242ZM13 242V241H12ZM11 243L13 246H14V248H16V246H17V243ZM21 242V243H22ZM33 242V241H32ZM52 242V241H51ZM59 242V241H58ZM64 242V241H63ZM171 242V241H170ZM205 242V241H204ZM205 242V243H206ZM214 242V241H213ZM223 242H225V241H223ZM228 241L226 240V242L223 244V246L224 245H227L228 243H227ZM7 243H8V240H7V242H6V245H7ZM61 243V242H60ZM83 243V242H82ZM102 243H104V242H102ZM114 243V242H113ZM136 243V242H135ZM163 243H165V242H162L161 243V245H163ZM167 243V242H166ZM165 243V244H166ZM169 243V242H168ZM176 243V242H175ZM193 243H195L194 241H193ZM197 244H199V242L197 241L196 242ZM203 243V242H202ZM217 243V242H216ZM219 243V242H218ZM227 243V244H226ZM4 244V243H3ZM15 244H16V246H15ZM77 244H79L80 245V243H77ZM76 244V245H77ZM111 244V243H110ZM171 244V243H170ZM185 244V243H184ZM213 244V243H212ZM221 244V245H222ZM232 244V243H231ZM235 247L233 248H231L230 249V247H229V250H227V262H225V264H257V263H254V260H256L255 258H254V256L255 257H259V259H262V260H264V241H259V240H255V241H248V243H246V242H244V244H242V246L241 247H238V248H236V241H235ZM28 245V244H27ZM49 245V244H48ZM57 245V244H56ZM75 245V244H74ZM73 245V246H74ZM113 245V244H112ZM115 245V244H114ZM127 245V244H126ZM147 245V246H148ZM172 246H173V244H171ZM179 245V244H178ZM183 245V244H182ZM193 245V244H192ZM208 245V244H207ZM211 245V244H210ZM218 245V244H217ZM229 245V244H228ZM68 246H70V245H68ZM73 246H71V247H73ZM134 246V245H133ZM136 246V245H135ZM139 246V245H138ZM146 245H145V247H147ZM159 247H160V245H158ZM171 246V247H172ZM194 246V245H193ZM202 246V245H201ZM209 246V245H208ZM207 246V247H208ZM213 246V245H212ZM240 246V245H239ZM61 247V246H60ZM80 247V246H79ZM158 247V248H159ZM163 247V246H162ZM161 247V248H162ZM165 247V246H164ZM162 248L163 249V251L164 252H162V253H164L165 254V251H166V249L168 248V250H169V248H171L170 246H169V244L166 246V248ZM175 247V246H174ZM174 247L172 248V249H170V250H172L173 252L175 251V249L177 250V249H179L180 247V249L179 250H177V251H179V253L178 252H176V253H173L172 251H171V258L175 255V254H177V255H179V256H181V257H179V258H182V255H181V253H183V252H186L187 250H185V251H183V252H181L180 250L182 249V246H180L179 248H176L175 247V249H174ZM188 247H191V246H188ZM188 247H187V249H188ZM195 247H196V244H195ZM194 247V248H195ZM206 247V246H205ZM205 247L203 248V250L205 249ZM228 247V246H227ZM226 247V248H227ZM58 248V247H57ZM127 248V247H126ZM140 248V247H139ZM138 248V249H139ZM148 248V247H147ZM157 248V250L156 251H158V250H160V248L158 249ZM185 248V247H184ZM197 248V247H196ZM211 248V247H210ZM210 248L208 249V250H210ZM213 248H215V247H213ZM225 248V249H226ZM60 249V248H59ZM69 249H71V248H69ZM146 248H143V250H145ZM165 249V250H164ZM174 249V250H173ZM200 248H198V250H199ZM223 249V248H222ZM228 249V248H227ZM235 249H237V250H235ZM241 251L240 253H239V250ZM34 250V249H33ZM53 250V249H52ZM58 250V249H57ZM191 250L193 251V249L191 248ZM190 249H189V251H191ZM202 250V249H201ZM207 250V251H208ZM221 250V249H220ZM31 251V250H30ZM74 251V250H73ZM90 251H92V249L90 250ZM109 251V250H108ZM156 251L154 252V255L156 256V258H157V255L158 254H161L162 255V253L160 252V253H156ZM189 251H187V252H189ZM206 253H207V251L206 250H204ZM204 251H202V254L204 253V255H205V252ZM218 251V250H217ZM13 252V250L11 251V253ZM143 252V251H142ZM166 252H168V251H166ZM181 252V253H180ZM215 252V251H214ZM23 253V252H22ZM27 253V252H26ZM124 253V252H123ZM136 253V252H135ZM144 252H143V254H145ZM153 253V252H152ZM157 255H156V254ZM194 253V252H193ZM200 253V252H199ZM209 253H211V252H209ZM5 254H6V252H5ZM10 253H8V255H9ZM18 254V253H17ZM64 254V253H63ZM164 254L162 255V256H164ZM170 254V253H169ZM174 254V255H173ZM185 254H187V253H185ZM188 254H192V253H188ZM187 254V255H188ZM217 254H220V253H217ZM226 254V253H225ZM137 255V254H136ZM154 255H151V256H154ZM161 255H158L160 258L162 257ZM165 255H167V253L165 254ZM187 255L186 256H183V257H186L187 258ZM195 255V254H194ZM201 255V254H200ZM209 255V254H208ZM210 255H212L213 256V254H210ZM215 255V254H214ZM15 256V255H14ZM131 256V255H130ZM170 256V255H169ZM190 256V255H189ZM188 256V257H189ZM193 256V255H192ZM192 256H190L189 258H191ZM211 256V257H212ZM216 257H217V255H215ZM226 255H224L223 257H225ZM10 256H8V258H9ZM12 257V256H11ZM17 257H18V255H17ZM21 257H22V255H21ZM20 257V258H21ZM158 257V258H159ZM165 257V256H164ZM193 257H196L197 259H198V257H197V255L196 256H193ZM208 257V256H207ZM206 257V258H207ZM210 257V256H209ZM215 257V258H216ZM100 258H102V257H100ZM145 258H146V256H145ZM176 259L175 260H177V257H175ZM97 259V258H96ZM122 259V258H121ZM147 259V258H146ZM149 259V258H148ZM169 258L167 257V258H163L162 257V259L161 260H163V262H164V260H168ZM192 259V258H191ZM191 259H188L187 258V260H185V258L183 259L184 261L182 262V263H184L185 261H186V263H188V261L190 260V263H192L193 264V262H191ZM194 259V262H198V260L196 261V259L195 258H193ZM204 259V258H203ZM153 260H155L154 258H153ZM160 260V259H159ZM170 260V259H169ZM181 260V259H180ZM205 260H207V259H205ZM211 259H209V261H210ZM222 260V259H221ZM225 260H223V261H225ZM258 260V259H257ZM96 261V260H95ZM99 261V260H98ZM122 261V260H121ZM146 261H148V260H146ZM157 261V262H156ZM213 261V260H212ZM260 261V260H259ZM102 262V261H101ZM140 262H145L144 260L143 261H140ZM155 262L158 264V262L159 263H161L160 261H158L157 259L155 260ZM169 262V261H168ZM167 262V263H168ZM177 262V261H176ZM180 262V261H179ZM178 262V263H179ZM204 262V264L205 263H207V262H205V261H203ZM220 262V261H219ZM2 263H4V260H3V262ZM177 263V264H178ZM186 263H184V264H186ZM198 263H201L202 264V262H198ZM214 263V262H213ZM222 263V262H221ZM5 264V263H4ZM98 264V263H97ZM162 264V263H161ZM197 264V263H196ZM209 264H211V262L209 263ZM215 264V263H214ZM264 264V263H263Z\"/></svg>",
	"mask_w": 264,
	"mask_h": 264
}]
</instances>
